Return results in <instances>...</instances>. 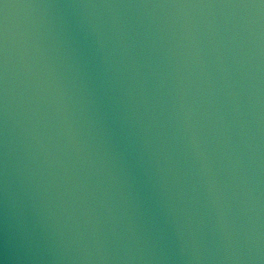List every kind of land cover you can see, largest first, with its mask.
I'll return each instance as SVG.
<instances>
[{
	"label": "water",
	"instance_id": "water-1",
	"mask_svg": "<svg viewBox=\"0 0 264 264\" xmlns=\"http://www.w3.org/2000/svg\"><path fill=\"white\" fill-rule=\"evenodd\" d=\"M0 264H264V0H0Z\"/></svg>",
	"mask_w": 264,
	"mask_h": 264
}]
</instances>
